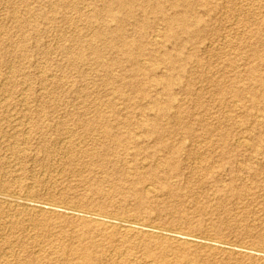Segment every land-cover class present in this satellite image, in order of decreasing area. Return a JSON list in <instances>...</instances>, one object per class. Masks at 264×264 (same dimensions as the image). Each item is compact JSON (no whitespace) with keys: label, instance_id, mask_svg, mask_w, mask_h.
I'll use <instances>...</instances> for the list:
<instances>
[{"label":"rangeland","instance_id":"obj_1","mask_svg":"<svg viewBox=\"0 0 264 264\" xmlns=\"http://www.w3.org/2000/svg\"><path fill=\"white\" fill-rule=\"evenodd\" d=\"M124 1L0 0V264H264V0Z\"/></svg>","mask_w":264,"mask_h":264},{"label":"bare ground","instance_id":"obj_2","mask_svg":"<svg viewBox=\"0 0 264 264\" xmlns=\"http://www.w3.org/2000/svg\"><path fill=\"white\" fill-rule=\"evenodd\" d=\"M185 2H188V0H184ZM118 5L119 6H127L128 5V2H125L124 0H119V3H118ZM186 14L187 13H185V16L183 15L182 17H180V18H178L179 19V21H180V23H182V26H183V28H186L187 26L189 27V24H190V21H189V19H188V17L186 16ZM177 19V20H178ZM173 20V19H172ZM170 22H171V20H170ZM101 35V32L99 31V32H97V34H96V36L97 37H99ZM125 45H127V43L125 44ZM100 51H94V54L96 55V57H99V53ZM140 61V60H139ZM141 62V61H140ZM48 78V77H47ZM8 89V88H7ZM19 96V95H18ZM237 96H239V95H237ZM24 101V100H23ZM7 105V104H6ZM6 110V109H5ZM28 131V130H27ZM28 133V132H27ZM24 134V133H23ZM13 135H14V133H13ZM26 136H27V134H26ZM23 142H24V140H23ZM17 144V143H16ZM22 145V144H21ZM12 156V155H11ZM16 156H17V154H16ZM19 159V158H18ZM12 169V168H11ZM4 181V180H3ZM2 181V182H3ZM19 181V180H18ZM1 182V183H2ZM8 185V184H7ZM0 186H1V184H0ZM31 186V185H30ZM27 189V188H26ZM31 189V188H30ZM145 189V188H144ZM5 190V189H4ZM3 192V191H2ZM5 192V191H4ZM17 195V194H16ZM33 201V200H32ZM31 201V199L29 200V199H27V197L25 198V197H18V196H15V195H12V194H6V193H1L0 194V202H1V204L2 205H4L6 208H8L9 209V211L11 210H15L17 207H19V208H21L22 210H24V211H27V210H29V211H31V210H33V209H35L36 207H39L41 210H43V209H47V207L46 206H44V205H40V204H35V203H33ZM37 203V202H36ZM49 204V203H48ZM52 205V204H51ZM53 206V205H52ZM65 209V208H64ZM8 211V210H7ZM23 211V212H24ZM27 213V212H26ZM39 213V212H38ZM43 213H44V210H43ZM75 213V212H74ZM18 214V213H17ZM79 214V213H78ZM95 214V213H94ZM93 214V215H94ZM7 215V214H6ZM82 215V214H81ZM37 216H38V214H37ZM95 216V220H96V222L98 221H102V222H107V223H110V224H112L113 222H111V221H106V220H104L103 218H102V216L101 215H94ZM93 216V217H94ZM37 218V217H36ZM5 219V218H4ZM88 219V218H87ZM27 220V219H26ZM94 221V220H93ZM10 222H11V225H16L17 223H18V220H16V219H14V218H12L11 220H10ZM100 223V222H99ZM38 224V223H37ZM109 224V225H110ZM115 226L116 227H118L119 229H121L122 231H124V232H127L128 234L129 233H134V234H137V232H138V230L137 229H139V227H142V226H138L137 227V225H135V223H133L132 221H128V220H121V221H118V222H116L115 223ZM147 227H145V229H146ZM149 228V227H148ZM118 229V230H119ZM142 229H144V228H142ZM142 229H141V231H142ZM144 229V230H145ZM150 229V228H149ZM159 229V228H158ZM140 230V229H139ZM148 230V229H147ZM154 230V229H153ZM153 230H151L150 232H152V233H157V234H160V236L162 235H164V236H167L168 238H171V239H175V240H183V241H185V242H187V241H191V240H194L193 238L190 240V239H188V238H186L185 236L184 237H182V236H180V235H178V234H175V232L174 233H172V232H163V231H161V230H157V231H153ZM136 231V232H135ZM167 231V230H166ZM145 232V231H144ZM147 232H149V231H147ZM78 235V234H77ZM196 236V235H195ZM166 237V238H167ZM199 239V238H198ZM202 239H200V243L202 244L203 242L201 241ZM196 241H198V240H195V242ZM180 242V241H179ZM194 242V241H193ZM205 242V241H204ZM207 242V241H206ZM209 242V241H208ZM192 244H194V243H192ZM222 246V245H221ZM209 247V246H208ZM228 247V246H227ZM224 248H226V247H224ZM76 254V253H75ZM145 254L147 255V256H150V257H155V255L157 256L159 253H154L151 249H149V248H147L146 250H145ZM77 256H79L78 258H80V260H81V262L79 263V264H96L95 262H96V260H97V257H95L94 255H93V253L92 252H90V251H87V252H84L83 251V249L82 248H80L78 251H77V254H76ZM101 255V254H100ZM118 256V255H117ZM159 256V255H158ZM119 257V256H118ZM147 261V260H146ZM182 264H188V262L186 261V260H184V261H180ZM153 263H157V264H176V262H172V261H169V260H167V259H158V260H155V259H150V261L148 260L147 262H145V264H153Z\"/></svg>","mask_w":264,"mask_h":264}]
</instances>
